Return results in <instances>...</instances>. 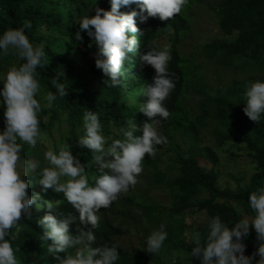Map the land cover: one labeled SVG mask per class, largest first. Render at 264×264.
Instances as JSON below:
<instances>
[{
    "label": "trees",
    "instance_id": "16d2710c",
    "mask_svg": "<svg viewBox=\"0 0 264 264\" xmlns=\"http://www.w3.org/2000/svg\"><path fill=\"white\" fill-rule=\"evenodd\" d=\"M96 7L107 10L109 0H0V32L9 27H20L25 19L30 20L32 26L25 29V35L33 45L40 44L44 48L47 62L36 69L41 83V91L36 96L38 101L44 91L55 92L50 83L53 76L64 80L68 89L64 97L57 96L50 109L44 108L41 101L38 119L43 135L35 147L22 145L21 156L39 159L43 164V152L48 147L56 149L66 142L82 164L90 161L89 150L75 143L85 109L96 112L103 133L113 138H117L113 129L129 126L128 121L138 128L146 120L161 119L158 131L167 142L157 145L153 156L145 154L142 164L151 174L145 181L147 186L166 193L168 203L157 206L149 194L129 188L109 207L97 210L100 220L93 230L97 237L93 246L105 242L118 245L120 260L117 264H164L157 260L163 250L186 257L183 259L185 264H199L197 258L188 255L193 246L191 234L199 231L203 237L207 232V218L214 215H219L229 226L243 216L250 218L254 213L248 207V195L264 187V115L256 123L242 111L245 85L249 81L264 80V0H188L173 18L162 21L149 17L144 22L134 18L136 27L143 30V34L136 35L139 47L127 54L121 84L115 87H105L106 75L94 66L92 38L84 30H80V42L73 35L78 28V23L74 22L81 16L92 15ZM135 7L134 4L121 6L118 11L127 12ZM197 7L213 14L220 34L186 53L183 45L193 26V12ZM169 27L171 34L167 31ZM165 43L169 45L172 57L168 68L175 83L163 102L170 113L166 121L158 116L148 118L137 111L138 103L147 99L139 95V89L145 82L151 83L154 75L151 66H139L138 53ZM197 53L213 61L220 70L235 72L234 76L224 82L211 83L194 62ZM14 62L15 57L11 55L0 58V74ZM189 89L197 96L193 106H189ZM3 111L4 105L0 103V130L4 127ZM202 130H208L216 147L228 145L254 162L255 169L246 185L237 183L234 187H220L216 148L206 143L198 149L191 142L183 148L177 138L180 135L199 140ZM199 155L208 165L201 162ZM94 173L95 166L89 165L86 175L91 177ZM24 178L31 181L26 189L28 195L40 193L41 199L37 202L41 207L29 206L31 219H25L21 214L18 222L21 231L15 234L12 246L19 248L16 255L22 258L23 264H29V261L56 264L55 257L44 247L50 241L37 239L42 230L35 220L45 212L57 219L77 213L62 193L51 189L41 192V186L31 175ZM44 201L60 202L49 209L44 206ZM162 210L166 212L164 217ZM161 223L165 224L168 234L166 240L159 252H146L143 249L146 236ZM78 225V220L73 221L69 231H74ZM79 226L85 230L90 227ZM134 231L140 235L137 245L127 239ZM242 242L245 255L255 251L258 242L251 224ZM63 255L57 253V256ZM257 258L253 257L254 260ZM168 264H180V259Z\"/></svg>",
    "mask_w": 264,
    "mask_h": 264
},
{
    "label": "clouds",
    "instance_id": "9594fccd",
    "mask_svg": "<svg viewBox=\"0 0 264 264\" xmlns=\"http://www.w3.org/2000/svg\"><path fill=\"white\" fill-rule=\"evenodd\" d=\"M187 3L188 0H109L107 10L96 7L92 15L81 16L74 22L78 23L74 39L82 40L80 30L92 38L94 66L106 75L105 87H115L121 84L127 54L139 47L136 35L143 34V30L136 27L134 18L140 22L149 17L163 21L173 18ZM130 4L136 7L127 12L118 11L121 6ZM31 26V21L25 19L20 27H9L0 32V58L11 55L16 61L0 74V103L4 105V127L0 130V264H23L22 258L16 255L19 248L14 249L11 241L21 231L18 223L21 214L25 219H31L29 206L41 207L37 202L41 199L40 193H26L31 181L24 177L29 175L41 186V192L51 189L62 193L77 213L57 219L45 212L35 220L42 230L37 239L50 241L44 247L55 257L56 264H117L120 260L118 245L105 242L93 246L97 239L93 230L100 220L97 210L109 207L120 194L134 186L143 171L145 154L153 156L156 146L167 142L158 131L161 119L146 120L138 128L128 121L129 126L113 129L117 137L113 138L103 133L96 112L85 109L75 143L89 150L90 161L82 164L66 142L56 149L48 147L43 152V164L36 158H23L22 145L35 147L43 135L38 119L41 101L44 108L50 109L57 96L64 97L68 90L64 80L53 76L50 83L55 92L46 90L40 101L36 98L41 91L36 69L47 60L44 48L40 44L33 45L25 35V29H31ZM167 31L171 34L172 29L169 27ZM168 49L169 45L165 43L138 53L139 66H151L154 75L151 83L145 82L139 89V95L147 99L138 103L137 111L148 118L158 116L164 121L170 113L163 102L175 87L168 68L172 58ZM243 101L244 114L251 121L259 122L264 115V80L249 81L245 85ZM137 131L139 134L135 135ZM89 165L95 166L91 177L86 175ZM59 202L43 203L51 209ZM247 204L254 215L243 216L231 226L219 215L208 217L206 234L203 237L199 231L191 234L193 246L188 255L197 258L199 264H264V187L250 192ZM75 220L79 225L90 227L85 230L78 225L74 231H69V225ZM250 224L258 245L253 253L245 255L242 238L247 237ZM167 235L165 224L161 223L146 236L143 249L152 254L159 252ZM57 253L64 255L60 257ZM253 257L258 258L254 260ZM29 264L35 262L29 261Z\"/></svg>",
    "mask_w": 264,
    "mask_h": 264
},
{
    "label": "rangeland",
    "instance_id": "374dc122",
    "mask_svg": "<svg viewBox=\"0 0 264 264\" xmlns=\"http://www.w3.org/2000/svg\"><path fill=\"white\" fill-rule=\"evenodd\" d=\"M219 34L220 33L216 26L213 14L208 12L203 7L195 8L193 12V26L186 39V42H184L183 45L185 52L188 53L191 50L196 49L199 44L210 40L214 36H219ZM194 62L200 68L205 77L214 84L230 80L232 75L234 76L235 73L232 71L228 72L220 70L213 61L207 60L198 53L194 55ZM236 74L239 75L240 73L236 72ZM189 94V106H193L197 100V96L193 93L192 89H189ZM201 134L202 135H200V139L195 141L187 138L186 136L179 135L177 138H179L183 148H186L190 142L195 144L198 149L201 145L206 143H210L216 148L219 154V161L216 167L219 171L218 185L220 187H223L224 185L234 187L237 183L246 185L255 169L254 162H252L248 157L239 154L235 148H228V145H225L224 147H216V144H214L213 140L210 138L208 130H202ZM199 157H201L200 160L203 162V164L208 165L204 157L201 155H199ZM150 175L151 174L147 172V167L143 165V171L139 174L137 183L130 188L132 191L137 189L142 194H149L151 197L150 200L155 202L157 206L161 204H167L169 198L166 193H164L159 188L151 189L149 186H147L145 181H147L148 177V180L151 178ZM161 216H166V212H163L162 210ZM127 239L132 244L134 243L137 245L138 241L140 240V235L138 231H134L132 235H128ZM185 258L186 257L176 255L173 251L164 250L160 251L157 255L158 262L164 264L174 262L176 259H180V264H185L186 262L183 260Z\"/></svg>",
    "mask_w": 264,
    "mask_h": 264
}]
</instances>
